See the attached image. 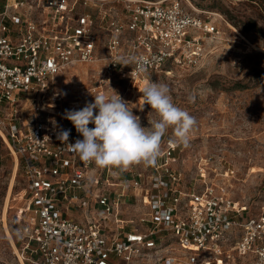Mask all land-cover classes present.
I'll return each instance as SVG.
<instances>
[{
	"label": "built area",
	"instance_id": "obj_1",
	"mask_svg": "<svg viewBox=\"0 0 264 264\" xmlns=\"http://www.w3.org/2000/svg\"><path fill=\"white\" fill-rule=\"evenodd\" d=\"M3 1L0 137L26 183L20 263L264 264V207L252 212L214 184L182 187L176 146L121 170L85 163L57 138L82 139L60 118L86 103L66 90L71 68L103 64L79 88L89 101L120 79L133 92L168 64L197 67L217 22L181 0ZM127 55L143 57L145 72L119 65Z\"/></svg>",
	"mask_w": 264,
	"mask_h": 264
},
{
	"label": "rangeland",
	"instance_id": "obj_2",
	"mask_svg": "<svg viewBox=\"0 0 264 264\" xmlns=\"http://www.w3.org/2000/svg\"><path fill=\"white\" fill-rule=\"evenodd\" d=\"M181 1L187 9L190 2L206 14L203 16L217 22L220 34L208 44L197 67L168 64L161 72L148 76L166 83L174 103L197 122L187 146L173 142L174 134L169 129L161 147H177L172 166L181 175L182 187L214 184L224 188L232 200L257 212L264 207V0ZM3 5L0 0V12ZM103 68V64L71 68L75 77L67 80L66 90L73 100L89 101L79 88L91 85ZM142 83L127 92L128 82L120 79L102 91L111 94L114 89L131 101L133 113L141 118L143 126H148V118L157 117L149 105L143 111L137 107ZM189 96L194 98L190 101ZM64 112L60 118L70 122ZM25 187L20 169L0 137V264H21L8 232L19 247ZM134 209L128 211L131 218L139 216ZM141 264L156 263L146 260Z\"/></svg>",
	"mask_w": 264,
	"mask_h": 264
},
{
	"label": "clouds",
	"instance_id": "obj_3",
	"mask_svg": "<svg viewBox=\"0 0 264 264\" xmlns=\"http://www.w3.org/2000/svg\"><path fill=\"white\" fill-rule=\"evenodd\" d=\"M147 63L136 55L118 57L119 65L132 67L135 64L141 73L145 72ZM138 90L142 95L137 107L143 111L144 106L149 105L150 112L157 117L148 118V126H143L141 118L133 113L131 103L112 89L111 94L91 93L93 100L87 101L83 108L65 110L64 118L72 123L82 139L68 143L70 130L64 129L57 138L67 144L81 161L100 168L121 170L133 164H153L160 154L162 138L169 129L174 134L173 142L187 146L197 122L189 112L174 103L169 86L145 75ZM193 98L189 96L190 101ZM90 124L93 127H89Z\"/></svg>",
	"mask_w": 264,
	"mask_h": 264
},
{
	"label": "bare ground",
	"instance_id": "obj_4",
	"mask_svg": "<svg viewBox=\"0 0 264 264\" xmlns=\"http://www.w3.org/2000/svg\"><path fill=\"white\" fill-rule=\"evenodd\" d=\"M14 160H15V164H16V168H17V160H16L15 158H14ZM10 191H11V188H10ZM9 193H10V192H9ZM8 238H9V240L11 241V243H12L14 249L16 250L15 242H14V240L12 239V237H11V235H10L9 232H8Z\"/></svg>",
	"mask_w": 264,
	"mask_h": 264
}]
</instances>
